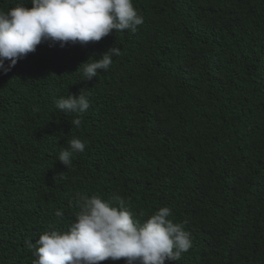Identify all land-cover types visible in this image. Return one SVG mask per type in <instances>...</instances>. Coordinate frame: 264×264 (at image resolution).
<instances>
[{"label":"trees","instance_id":"1","mask_svg":"<svg viewBox=\"0 0 264 264\" xmlns=\"http://www.w3.org/2000/svg\"><path fill=\"white\" fill-rule=\"evenodd\" d=\"M133 5L135 33L42 42L0 71V264H33L26 239L69 230L94 195L123 197L141 221L169 207L192 246L165 264H264V0ZM113 46L109 69L84 80L81 63ZM80 92L85 113L56 108ZM72 138L85 150L68 170L58 156Z\"/></svg>","mask_w":264,"mask_h":264},{"label":"clouds","instance_id":"2","mask_svg":"<svg viewBox=\"0 0 264 264\" xmlns=\"http://www.w3.org/2000/svg\"><path fill=\"white\" fill-rule=\"evenodd\" d=\"M17 0L7 11L0 10V71L7 74L19 59L36 50L42 42H69L84 46L98 42L115 30H130L144 23L133 0ZM121 49L110 47L100 59L89 58L81 63L84 80L96 77L99 70L107 71ZM8 62L7 64L5 62ZM91 61V62H89ZM81 65L78 69H81ZM77 69V70H78ZM57 109L65 113H85L88 97L69 93L55 99ZM80 127L81 119L71 121ZM58 160L68 170L75 153L85 150V143L78 138L67 141ZM79 211L69 230L53 228L45 231L33 243L26 239L25 246L34 249L33 264H99L101 261L126 259V264H165L177 261L191 246L190 233L181 223L169 217L171 209L160 207L141 221L133 215L125 199L113 195L109 200L94 195L80 196ZM57 217L63 212L57 210Z\"/></svg>","mask_w":264,"mask_h":264}]
</instances>
